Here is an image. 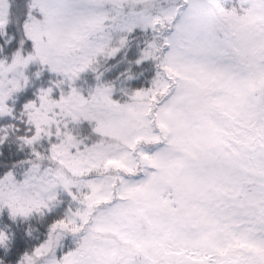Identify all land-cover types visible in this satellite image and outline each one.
Here are the masks:
<instances>
[{
    "label": "snow or ice",
    "instance_id": "6c2138e0",
    "mask_svg": "<svg viewBox=\"0 0 264 264\" xmlns=\"http://www.w3.org/2000/svg\"><path fill=\"white\" fill-rule=\"evenodd\" d=\"M0 264H264V0H0Z\"/></svg>",
    "mask_w": 264,
    "mask_h": 264
}]
</instances>
